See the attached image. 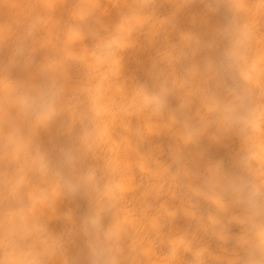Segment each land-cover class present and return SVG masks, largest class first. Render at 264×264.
Instances as JSON below:
<instances>
[{"label":"bare ground","instance_id":"6f19581e","mask_svg":"<svg viewBox=\"0 0 264 264\" xmlns=\"http://www.w3.org/2000/svg\"><path fill=\"white\" fill-rule=\"evenodd\" d=\"M249 11L253 41L241 56L239 79L264 91V9ZM226 17L206 5L176 0H0V124L19 123L14 95L47 85L65 86L74 121L89 118L87 145L66 131V116L32 137L50 163L49 181L95 163L113 185L118 232L108 246L126 264H229L238 229L209 199L217 169L232 173L226 136L216 123L190 140L185 124L210 123L208 109L223 112L239 80L226 68ZM134 45V46H133ZM133 46V47H132ZM162 95L153 110L143 89ZM249 141L257 168L264 166V123ZM21 184L24 207L46 229L48 264H91L85 234L91 207L84 195H65L43 207L31 197L45 186L38 174ZM219 203V202H217Z\"/></svg>","mask_w":264,"mask_h":264},{"label":"clouds","instance_id":"9594fccd","mask_svg":"<svg viewBox=\"0 0 264 264\" xmlns=\"http://www.w3.org/2000/svg\"><path fill=\"white\" fill-rule=\"evenodd\" d=\"M182 5L202 3L209 11H222L226 17L225 52L226 68L239 80L224 101L222 113L209 108L208 115L214 117L210 123L185 124L187 139L208 131L216 123L226 136L217 141L225 146L227 139L237 141L229 152V173L217 169L210 183L214 191L209 199L216 205L218 214H227L238 231L223 236L232 240L236 250L229 264H264V166L257 168L249 150L253 137L252 125L261 119L264 123V91L250 88L239 79V60L253 41V24L249 11L257 7L255 0H176ZM259 7L264 9V0ZM134 46V45H133ZM132 46V47H133ZM44 87L14 95L10 107L14 109L19 123L0 124V264H48L46 245L51 243L46 229L37 231L33 223L39 216L24 207L22 178L38 174L45 179L44 187H33L31 199L43 207L54 206L65 195L86 196L91 204L85 218V234L92 252L91 264H126L108 246L116 243L118 236L114 203L111 199L113 185L104 170L95 163L81 164L71 175L49 181L50 163L32 137L48 122L66 116V131L79 132L87 145L90 129L89 118L74 121L65 108L66 89L57 78L48 77ZM151 101L150 107L159 110L167 106L166 99L152 94L145 85H137ZM219 202V203H217Z\"/></svg>","mask_w":264,"mask_h":264}]
</instances>
